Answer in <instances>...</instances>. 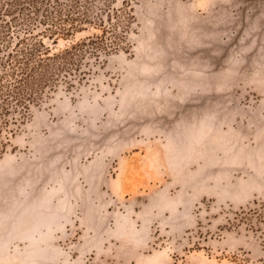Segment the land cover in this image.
I'll return each instance as SVG.
<instances>
[{"label": "rangeland", "instance_id": "obj_1", "mask_svg": "<svg viewBox=\"0 0 264 264\" xmlns=\"http://www.w3.org/2000/svg\"><path fill=\"white\" fill-rule=\"evenodd\" d=\"M20 40L69 58L8 105L0 264H264V0H0Z\"/></svg>", "mask_w": 264, "mask_h": 264}, {"label": "trees", "instance_id": "obj_2", "mask_svg": "<svg viewBox=\"0 0 264 264\" xmlns=\"http://www.w3.org/2000/svg\"><path fill=\"white\" fill-rule=\"evenodd\" d=\"M72 18V24H75ZM74 26V25H73ZM25 41H19L17 49L11 50L7 54L9 60V73L4 76L0 70V154L6 148L8 136V105L12 102L16 106H21L27 99L28 89L33 87L42 78L41 70L48 69L51 65L62 63L69 58V51L62 54H53L46 58L36 59V52L48 53L49 48L37 41L29 47H25ZM41 69V70H40ZM4 78L6 81L3 83ZM9 81V82H8Z\"/></svg>", "mask_w": 264, "mask_h": 264}]
</instances>
